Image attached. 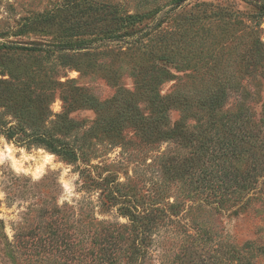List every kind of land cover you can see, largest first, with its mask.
Masks as SVG:
<instances>
[{"label":"rangeland","instance_id":"374dc122","mask_svg":"<svg viewBox=\"0 0 264 264\" xmlns=\"http://www.w3.org/2000/svg\"><path fill=\"white\" fill-rule=\"evenodd\" d=\"M0 45V264H264V0H0Z\"/></svg>","mask_w":264,"mask_h":264},{"label":"trees","instance_id":"16d2710c","mask_svg":"<svg viewBox=\"0 0 264 264\" xmlns=\"http://www.w3.org/2000/svg\"><path fill=\"white\" fill-rule=\"evenodd\" d=\"M5 47V45H0V48ZM60 48V47H59ZM64 47H62L63 49ZM30 50H47L49 51L50 48H43V47H31L29 48ZM53 50H55L53 48ZM201 95L203 96V98L194 100V98H191L189 95H185V94H181V93H175L173 95H169L166 97H162L161 95H154V97L152 99H154L152 101V104L155 108H157L158 113H160V116L163 117L164 115H166L165 113V109L169 108L170 106H181L182 110H185L187 112L185 113H191L193 110H201L205 113H209L211 118L213 117V115L220 111L221 108L223 107V105L226 103L227 100V91L225 88L223 87H217L215 89H210L207 90L206 92H202ZM255 96H259V94L255 95ZM253 100V99H252ZM86 102V101H85ZM88 105L95 108L97 111H101L102 110V106L95 100H92L91 98H89L87 100ZM86 102V103H87ZM246 104H244L245 106ZM30 126V125H28ZM213 126L217 129H221L220 127L217 126L216 123L213 124ZM104 129L105 132L107 133H112V131H116L118 128H116V124L114 121L112 120H104ZM236 129V130H235ZM233 131L231 129H225V133H229V135L232 138V142L234 144V148L239 150V151H246V152H252L254 149L257 148H261L264 147L261 144H258V135L257 133H259V130L256 129L255 131H252L248 128H244V127H237L235 128ZM20 130V129H19ZM22 130H20L19 132L21 133ZM15 134V133H14ZM19 136V139H22V135H19L18 133H16ZM23 134V133H22ZM36 138H39L40 140L43 141H47L48 143H50L46 137L45 134L41 135V131L40 129L36 130ZM34 135V136H35ZM32 136V135H30ZM51 143V150L54 152H59L62 155H72L73 151H70L69 148L67 147V145H58V140H55V138H50ZM260 143V142H259ZM264 143V141H263ZM46 146H48L47 144H45ZM255 153V152H254ZM253 153V154H254ZM198 156L204 157L206 156V149L205 148H201L200 150H198L197 152ZM74 157L76 159V157H78L77 151H74ZM257 160V158L255 159ZM258 161V160H257ZM124 211L126 212H130V215H128V213H125L126 216H129V218L131 219V221L135 218L138 217V213L137 210H132L130 209L128 206H123L122 207ZM136 231L139 232L140 236L143 234L141 232V227L138 229L136 228ZM138 248V247H137ZM139 249V248H138Z\"/></svg>","mask_w":264,"mask_h":264},{"label":"clouds","instance_id":"9594fccd","mask_svg":"<svg viewBox=\"0 0 264 264\" xmlns=\"http://www.w3.org/2000/svg\"><path fill=\"white\" fill-rule=\"evenodd\" d=\"M9 152H11V149L9 150Z\"/></svg>","mask_w":264,"mask_h":264}]
</instances>
